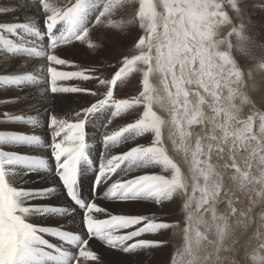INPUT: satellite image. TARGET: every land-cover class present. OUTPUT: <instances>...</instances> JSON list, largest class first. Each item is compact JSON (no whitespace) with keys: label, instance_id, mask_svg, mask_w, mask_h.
Masks as SVG:
<instances>
[{"label":"snow or ice","instance_id":"1","mask_svg":"<svg viewBox=\"0 0 264 264\" xmlns=\"http://www.w3.org/2000/svg\"><path fill=\"white\" fill-rule=\"evenodd\" d=\"M130 4L135 5V15L128 23L142 30L133 44L135 54L118 60L104 78L93 74L98 69H57L72 66L67 52L95 46V30H123L122 16ZM227 4L243 25L244 0L239 4L227 0ZM224 7L220 0H163L166 15L161 16L154 0H17L0 6V60L15 64L11 72L0 74V100H28L26 110L32 113L0 112V264L97 261L91 241L126 255L166 243L141 237L163 235L175 222L155 213L114 214L94 198L82 196L84 179L94 162L98 168L91 178V190L99 189L96 194L116 207L150 204L163 208L182 199L187 264H238L232 259L240 251L233 228L250 230L252 209L237 215L232 201L222 197L228 195L226 182L247 189L250 195L254 185H264V140L253 131L258 120L264 133V102L257 108L247 88L241 87L246 84L244 68L250 67L252 57L248 37L234 28L238 40L234 51L231 43L227 50H218L225 41L213 39L218 25L233 22ZM133 73H142L139 95L115 98L118 82ZM154 73H159L171 105V123L185 159L190 155L191 185L164 146L166 121L153 110L154 103L164 97L151 82ZM73 80H98L103 87L93 91L58 83ZM222 89H227V106L221 103ZM201 90L211 97L210 103ZM77 93L102 98L76 111L72 122L60 118L66 114L56 109L65 94ZM192 97L197 98L195 103ZM140 105L142 115L134 114L131 110ZM205 105L211 109L210 131L203 128ZM244 106L252 114L242 119ZM42 111L49 114L42 116ZM109 125L120 126L104 132L101 149L92 157V134ZM237 154L244 156L246 169L237 163ZM253 164L258 176L253 174ZM149 169L160 172H142ZM133 172L142 174L129 175ZM25 178H38L44 184L25 187L29 182ZM225 206L227 211L220 213ZM77 216L79 229L70 227ZM34 217L54 223L38 224ZM252 259L264 264V256L253 255Z\"/></svg>","mask_w":264,"mask_h":264},{"label":"bare ground","instance_id":"2","mask_svg":"<svg viewBox=\"0 0 264 264\" xmlns=\"http://www.w3.org/2000/svg\"><path fill=\"white\" fill-rule=\"evenodd\" d=\"M252 1H253V3H245V7H244L245 19H244V24L242 25L240 23L239 19L236 18L233 10L228 6L227 0H220V2L225 4L224 10L229 13V16H230V18H232L233 22L226 24V25H218L217 28L215 29L216 35L213 37V39L217 40V41H220V40L225 41L224 44L219 45L218 50H221V51L227 50V44L228 43H231L233 45V49H232L233 51L236 50L237 45H238V41L236 39V36L233 34L234 28L237 31H241L242 34L245 36H248V34H250L252 32V27L254 26V24L252 22H249V20L251 18L255 17L254 14L258 13L257 11L259 9L256 6V4H258V3H255V5H254V0H252ZM16 2H17V0H0V6L15 4ZM236 2L239 4L241 2V0H236ZM154 3L157 5V11L161 14V16L166 15L164 8H163V0H154ZM134 7H135V5H133V4L129 5V8L132 10H134ZM134 15H135V13H133V15H131V16H128L127 22L125 25V29H127L128 34H126V35L124 34V36H129L131 38H124V39L129 40L130 41L129 43L132 44L131 45L132 51L129 52L128 56L135 54V49L133 48V44L137 38V35L142 32V30L139 29V27L136 23H128L129 21L133 20ZM259 16H260L259 14L256 15V17H259ZM8 19H14V17H8ZM261 19L264 21L263 15H261ZM160 23L162 25L163 21L160 20ZM160 31L162 32V27H161ZM251 39L252 38H250V40ZM93 42H95V44H94L95 46L91 49V51L93 54L95 53V54L99 55L100 52H102L103 44L101 43V40H93L92 43ZM255 42H253V40H252V43H255ZM0 55H2V54H0ZM263 57L264 56L260 55L259 53L252 55V57H251L252 59H250L248 62L250 67L244 68V73H245V77H246V84L241 86L242 88H244V87L247 88V94L257 102V108H259V105L262 102V101L260 102L258 100V95L262 91V89H264V68L260 67V65L264 64V58ZM70 62L72 64V61H70ZM75 66H64V69H61V71H64V70L67 71L68 69H71V68H76L75 70L78 71L79 66L78 67H75ZM14 67H15L14 63L9 64L6 60H0V74L9 73L12 71V69ZM41 67H43V63L41 64ZM23 70L24 69H18V71H23ZM72 71H74V70H72ZM132 75H133L132 78H135V79L137 78V79L141 80V83H142V73H133ZM151 82H152L153 86L157 89V94L164 97V100L161 103H154V105H153V110L156 111V113L162 119H164L166 121L165 127L163 129L164 146L167 149L169 156L178 164V166L181 168L182 173L184 174L185 178L187 179V181L191 185L192 171H191V167H190V155H189V158L186 160L185 159V152L183 151V149L180 148L178 132L176 131L175 126L172 125V123H171V116H170L171 105H170L169 101L167 100V94L164 92L163 86L160 83L159 73L153 74V76L151 77ZM139 90H142V84L138 90L133 91V94L125 93L122 91L119 92V94H120L119 98L124 97V98L131 99L133 96L139 95ZM221 93H222L221 103L224 104L225 106H227V100H226L227 89H222ZM201 94L205 96V99L210 98V101H208L209 99H206V100L208 102H211V97H209V96H207V94L203 93L202 90H201ZM259 99H260V97H259ZM192 100L195 103L197 101V98L192 97ZM23 104H26L28 106L29 101L23 100L22 105ZM11 105H13V104L5 103V104H3V107L6 108L5 110L7 112L14 115V110L16 109V107L11 106ZM6 106H11V107H6ZM58 106H57V108H58ZM245 107H248V106H245ZM245 107H242L241 111H240V118H242V119L246 118V116L248 114H252V111H250V110L244 111L247 109ZM142 110H143V106L140 105V106H137V108L133 110V113L134 114L138 113V114L142 115ZM16 111H18V110H16ZM25 111H27L26 108H25ZM204 111H205V117H204L205 124H204L203 128H206L210 131L211 127H212L211 109L208 108L207 105H205ZM44 112H47V111H44ZM255 122H254V127H253L254 134L256 132L257 133L260 132V125L258 124L259 121H257L258 122L257 124H255ZM261 135L260 136H261L262 140H264V133H262ZM195 138H196V133L194 132L193 133V140ZM173 139L176 140L175 144L173 143ZM258 139H259V137H258ZM191 147L194 148V144H192ZM229 147H230V145L226 146V151ZM213 159L215 160V156H213ZM237 163L241 166L242 170L246 169V165L244 164V156L237 154ZM254 167L256 168L255 164H253V168ZM165 174L167 175V173H165ZM253 174L258 176V173H256L254 170H253ZM227 175L228 176L231 175V170H229ZM88 180L90 182V178ZM28 181L29 182L23 186H25V187H38V186H43V184H44V181L41 179H38V178H34V180L30 179ZM47 183L51 184L52 181L48 180ZM254 188H255V192H253L250 195L247 189L239 190L235 184L226 182V189L228 190V195H227V197H222V199H225V200L230 199L232 201V206L237 209L238 214L240 212L247 213L249 208L252 209V215L250 216V221L252 222L251 229L245 231L243 229H239V228H235V227L233 228V233H234L233 238H234V240H236L238 242V246L240 248V251H239L238 255L233 253L232 259L235 261H238V264H258V261H254L252 259L253 255L264 256V248H261V243H264V203H263L264 202V195H256L255 194L256 192L264 193V185H254ZM82 195L87 196V198L92 197V196L88 197L87 191H84V190H82ZM100 199H102V197ZM177 199L179 200V203H178L179 207L177 208V210L176 209L172 210L169 206H167V207H163V210L158 211L156 214L159 218H162L165 221L175 222L173 224V227L166 230V232L163 234V235H165L164 241L166 242L164 244V247H166L167 249L168 248L171 249V253L173 251V253L175 255L174 258L176 260L175 264H187V260L189 258L187 256V254L184 252V234L182 231L183 217H184V212L182 210L183 201L181 198H177ZM96 202L99 205L105 204V206L109 210H115V206H113L112 204L108 205V201H103V200L99 201V199H98V201L96 200ZM193 204H195V200H193ZM255 208H258V209H255ZM120 210H124V209L120 208ZM226 211H227L226 206L219 209L220 213H224ZM254 214H256V216ZM253 216L257 217V218H255V219H257V223L255 222V224H253L254 223ZM205 220L209 224L212 223L210 216H206ZM233 223L235 224V221ZM70 226L75 227L76 229H79L80 228V217L77 216L75 224L70 225ZM212 233H214V228L212 229ZM159 235L160 234H154L155 237H159ZM210 235H211V233H210ZM153 239L155 240V238H153ZM90 244H92L93 246H96L97 249H100L99 241H91ZM134 255H136V254H134ZM171 264H174L172 259H171Z\"/></svg>","mask_w":264,"mask_h":264},{"label":"rangeland","instance_id":"3","mask_svg":"<svg viewBox=\"0 0 264 264\" xmlns=\"http://www.w3.org/2000/svg\"><path fill=\"white\" fill-rule=\"evenodd\" d=\"M251 1L252 0H249V1L244 0V3H253V1L252 2ZM263 2H264V0H256V1L254 0V5H255V3H258V4H256V6L259 9L257 11L258 13L254 14L255 17H253L249 20V22H252L254 24V26L252 27V32L250 34H248V36H247V37H249L248 39H249V41H251V44L253 46L252 55L259 53L260 55L264 56V21L261 19V15L264 16V3ZM133 13H134V10L130 9L129 7H128L127 11L123 13L122 20L124 22V25H126L128 16L133 15ZM257 14H259L260 16L256 17ZM123 29L124 30H121V31L120 30H109L107 28H101L99 30H95L94 34L92 36V41L93 40H101V43L103 44L102 52H100L99 55H97L95 53L93 54L91 51V49L93 47L82 46L80 49L67 52L65 54L66 59L69 61H72V66H75V65H76L75 67L79 66V70L98 69V71H96L93 74L98 76L99 78H104L105 76H107L109 74V72L112 71L113 67L115 66V64L118 60H120L121 58H123L125 56H128L129 52L132 51V48H131L132 44L129 43L130 42L129 40L124 39V38H131V37L124 36V34L126 35V34H128V32H127V29H125V26ZM250 38H252V39L250 40ZM252 40H253V42H255L256 40L258 42L256 41L255 43H252ZM93 44H95V42H93ZM56 67L58 70L64 69V66H56ZM75 69L76 68H71V69H68L67 71H72V70L76 71ZM132 77H133V75L129 76L123 82H118L116 89H115V92H114L115 98H117V99L119 98V95H120L119 92H121V91L125 92V93L133 94L134 90L136 91L139 89V87H141V84H142L141 80H139L137 78L135 79ZM59 84H61L63 86L85 87V88L91 89L93 91H95L97 88L103 87V86L99 85L98 80L59 81ZM261 92L258 95V100L260 102L261 101L263 102L264 101V97H263L264 96V89H262ZM64 97L65 98H63V100L59 103V106L56 110L59 113L66 114V115H61L60 118H67L71 122H72V120L75 119L74 114L76 111L87 106L88 104L95 101L96 99L102 98V96H92V95L84 94V93L65 94ZM259 97H260V99H259ZM120 98H124V97H120ZM206 99H209L208 101H210V98H206ZM22 102L20 104V103H16L15 101L0 100V112L6 111L5 110L6 108L3 107V104L9 103V104H13L11 106L16 107V109L14 110V115L17 114V115L27 116V115L32 114L29 111H25V108L27 109V107H26L27 105L26 104L22 105ZM11 106H6V107H11ZM245 108H247V109L244 111L249 110V106L245 107ZM16 110H18V111H16ZM131 111L133 112V110H131ZM48 114H49L48 112H44V111L41 112L42 116H46ZM131 119H132V116L129 115L128 121L131 122ZM257 121L255 122V124L258 123ZM119 126L120 125H115V127H119ZM115 127L113 125H109L107 128L98 127L95 130L94 134H92L93 139L90 141V152H91L92 157H94L96 155L95 150L101 149V144H102L104 132L107 130H108V132L115 130ZM260 133L262 134L261 131L258 133L257 132L255 133V135L257 137H259V139L262 136ZM261 140H262V138H261ZM130 143H135V142H130ZM114 151H116V150H114ZM97 168H98V162H94L93 170L91 172H89L88 177L86 179H84V184H83V187L81 189V192H82V190L87 191L88 197L92 196V198H94L95 201L96 200L98 201V199L100 201L103 199H100L101 196H98L96 194V192H98L99 189H97L96 192L91 190V184H92L91 178H92V176L95 175ZM253 170L255 171V167L253 168ZM143 171H148V170H142V172ZM149 171L160 172V169H149ZM142 172L141 173L133 172V173H130L129 175L142 174ZM163 174H165V173H163ZM89 178H90V182L88 180ZM25 179L26 180H30V179L34 180V178H29V179L25 178ZM38 187H41V186H38ZM83 197L87 199V196H83ZM103 201H106V200H103ZM178 203H179V200L176 198V203L175 204H169L168 206L172 210H175V209L177 210V208L179 207ZM108 205H111V203L109 201H108ZM100 206L106 207L105 204H101ZM255 209H258V208H255ZM162 210H163V208H159V207H155V206H152L150 204H147V205H140V206H137L135 208L124 209V210H120L119 207L115 206V210H109V211L114 213V214H120V213L125 212V211H130V212H136V213L143 214V215H151L153 213L156 214L158 211H162ZM96 215L98 218H105L104 214H96ZM237 215H239V214L237 213ZM254 215L256 216V214H254ZM255 216H253V221H254L253 224H255V222L257 223V219H255L257 217H255ZM32 219H33V222L38 223V224L54 223V221L51 219H42L40 217H34ZM70 227H72V226H70ZM123 231H125V230H121L122 233H123ZM165 232H166V230L164 231V233ZM141 238L142 239H150V240H154L153 238H155V240H163L164 241L165 235L160 234L159 237H155L154 235H146L145 237H141ZM99 247H100V249H97L96 246H93L92 244H90V250L94 251L98 255V260L97 261H86V262H83V264H169V263L171 264V259L173 260L174 264L176 262V260L174 258L175 255H174L173 251L171 253V249H169V248L167 249L166 247H164V245L161 247H156L157 249L152 248V249L145 250V251H137L136 253H134L136 255L131 254V256L120 253V252H116V251L111 250V249H108L100 241H99Z\"/></svg>","mask_w":264,"mask_h":264}]
</instances>
